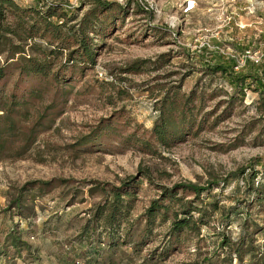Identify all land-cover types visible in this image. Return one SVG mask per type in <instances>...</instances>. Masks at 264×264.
<instances>
[{"label":"rangeland","instance_id":"374dc122","mask_svg":"<svg viewBox=\"0 0 264 264\" xmlns=\"http://www.w3.org/2000/svg\"><path fill=\"white\" fill-rule=\"evenodd\" d=\"M2 1L0 264H264V92L206 62L264 65V0Z\"/></svg>","mask_w":264,"mask_h":264},{"label":"trees","instance_id":"16d2710c","mask_svg":"<svg viewBox=\"0 0 264 264\" xmlns=\"http://www.w3.org/2000/svg\"><path fill=\"white\" fill-rule=\"evenodd\" d=\"M5 2L2 1L3 3L6 4H10L12 5V2L10 0H4ZM37 7H34V10H36ZM51 10V9H49ZM47 11V13H49L50 11ZM1 12V11H0ZM38 14L39 17H43V20L45 19L44 24H46L47 28L49 26V28H47L46 30H49L51 27H54V31H60V26L62 25H57L58 23H53L49 20L50 16L53 15L54 13H50L49 15H47V17H44V14L40 13V12H36ZM1 14V13H0ZM77 41H80V45L82 47V49L84 50V54L86 55V58L89 62L93 61L92 58V52L90 51V48L86 45L87 42H85V39H81ZM17 48V47H16ZM24 52L20 49H15L14 50V54L17 53H21ZM187 55H190V53H187ZM194 55H197L196 53H194ZM21 56L20 58H22V54L19 55ZM12 58V57H11ZM225 59L220 62V61H210L207 60V65H208V69H210L211 72H220L221 76L227 81V83L234 89H239L242 90L244 85H253L254 88L260 92H264V65L261 63H256L254 61L248 60L246 64L244 65L243 68H241L239 71H235L234 70V65L235 62L234 60L224 57ZM246 68V70H245ZM23 72H25L26 75L32 74V75H42L44 77L48 76V71H46V67L43 64L37 63V62H32L30 63L26 68H23ZM4 67L0 66V79L4 76ZM33 92V91H32ZM19 102H16L15 104H18ZM8 129H12L13 128V123L12 124H8ZM158 132V135L160 138H162L163 132L164 130L162 128H156L155 127V132ZM254 174V173H253ZM183 188H188L191 189L196 195L203 192L204 190H206L205 187H200L198 185L192 184V183H188V184H184V185H180ZM164 198L166 197L167 199H169L170 201L173 202H178L180 201V198H178L177 196H173L172 194H170L169 190H164V194H163ZM116 202H120L121 200V194L119 192L115 193V197H114ZM115 202V203H116ZM212 206H214V204L210 203ZM185 205H183V209L180 211V213H174V217L172 220V230L173 231H180L184 228H195L198 227V225H196L195 223H193L192 221V217L190 216L191 214V208L186 209L184 208ZM162 209L164 212H166L169 209V204L163 205V203H158L157 201H154L153 204L151 205V208L148 209V216L151 217L152 214L155 213V211H157L158 209ZM213 210H217V207H212ZM118 210V205H114L112 207L111 210V214L108 217L109 223H113L114 222V216H115V211ZM195 210V209H192ZM199 210V209H198ZM199 212H201V210H199ZM199 222L200 224H204L205 221H203L202 217L199 218ZM201 226V225H199ZM224 245L227 244L226 240H223Z\"/></svg>","mask_w":264,"mask_h":264},{"label":"built area","instance_id":"2783aa9c","mask_svg":"<svg viewBox=\"0 0 264 264\" xmlns=\"http://www.w3.org/2000/svg\"><path fill=\"white\" fill-rule=\"evenodd\" d=\"M246 57L250 58V55L247 53ZM232 60H234V59H232ZM254 61L257 63V60H254ZM234 62H235V65H234L233 68H234L235 71H239L243 67V65H244V62L243 61H239V60L238 61H235L234 60Z\"/></svg>","mask_w":264,"mask_h":264},{"label":"crops","instance_id":"0c3cea01","mask_svg":"<svg viewBox=\"0 0 264 264\" xmlns=\"http://www.w3.org/2000/svg\"><path fill=\"white\" fill-rule=\"evenodd\" d=\"M15 264H27V263H23L21 260L17 259V261L15 262Z\"/></svg>","mask_w":264,"mask_h":264}]
</instances>
